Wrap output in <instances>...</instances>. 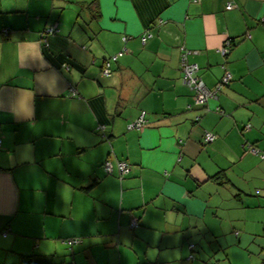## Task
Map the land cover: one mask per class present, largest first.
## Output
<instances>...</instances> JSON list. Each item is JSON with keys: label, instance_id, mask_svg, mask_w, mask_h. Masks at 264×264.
<instances>
[{"label": "crops", "instance_id": "obj_1", "mask_svg": "<svg viewBox=\"0 0 264 264\" xmlns=\"http://www.w3.org/2000/svg\"><path fill=\"white\" fill-rule=\"evenodd\" d=\"M2 29L0 264L261 263L264 0H0ZM182 50L208 89L230 74L203 105Z\"/></svg>", "mask_w": 264, "mask_h": 264}, {"label": "built area", "instance_id": "obj_2", "mask_svg": "<svg viewBox=\"0 0 264 264\" xmlns=\"http://www.w3.org/2000/svg\"><path fill=\"white\" fill-rule=\"evenodd\" d=\"M230 8V4L227 6ZM56 32V26H52L50 28H47L43 31L42 34V39H45V36L47 34H52ZM8 34V31L6 29H2L0 31V35L3 37H6ZM151 37V35L148 33L144 37L140 39L142 43L146 42ZM125 40V39H124ZM123 40V41H124ZM227 46L228 42L226 41L224 43V46L219 50L220 54L222 56H225L227 54ZM126 50L125 48H122L119 52L116 54H113L105 60L103 67L100 70V74L102 76H109L111 73V67L112 64L118 61L119 58H121L125 54ZM186 56V51L182 50L181 55H180V71H181V78H182V83L187 86L192 92H193V98L194 102L197 105H203L207 100L215 98L216 94L228 83L230 82V75L227 71H224L222 74L220 80L216 83L213 89H208L201 78L198 76V66L192 63H188L185 59ZM145 123L144 116L141 114L134 122L129 123L127 125V130H133V129H140ZM103 127L100 126L99 129H102ZM248 128V126H247ZM215 136L207 132L204 135L203 138V143H210L214 140ZM246 150L251 153V154H257L258 150L251 147V146H246ZM102 168L106 174H112L114 169H116L118 179H123L125 176H127L130 173V167L129 165L124 162V161H116L115 163L110 162L109 160H106L102 164ZM137 226V221L132 220L130 223V228H135ZM64 244H75L77 243L76 239H65L63 241Z\"/></svg>", "mask_w": 264, "mask_h": 264}, {"label": "trees", "instance_id": "obj_3", "mask_svg": "<svg viewBox=\"0 0 264 264\" xmlns=\"http://www.w3.org/2000/svg\"><path fill=\"white\" fill-rule=\"evenodd\" d=\"M227 42H228V46H227V54H226L225 56L228 55V53H229V48H230L231 45H232V42H230L229 40H228ZM225 56H224V57H225ZM108 58H109V57H108ZM106 60H107V59H106ZM104 62H105V61H104ZM229 75H230V74H229ZM230 81H231V77H230ZM229 83H230V82H229ZM229 83H228V85H229ZM215 85H216V84H215ZM228 85H226L225 87H227ZM223 88H224V87H223ZM223 88H222V89H223ZM222 89H221V90H222ZM221 90H220V91H221ZM220 91H219V92H220ZM216 111H218V109H217ZM99 127H100V126H98V128H97L98 130H102V129H103V128H102V129H99ZM248 127H249V126H248ZM245 129H246V130L248 129L247 126H245ZM206 133H207V132H206ZM204 135H205V134H204ZM203 138H204V136H203ZM202 142H203V141H202ZM204 144H208V143H204ZM246 146H248V145H245V146H244L245 150H246ZM249 146L255 148L253 145H249ZM255 149H256V148H255ZM257 150H258V149H257ZM246 151H247V150H246ZM247 152H248V151H247ZM248 153H249V152H248ZM250 154H251V153H250ZM254 155H256V156L258 155V156H260L261 158L263 157V156L260 154L259 151H258L257 154H254ZM214 179H216V177H215ZM191 247H192V246H190V248H191ZM26 261H27V260H26L25 258H22V259L20 260L19 263H20V264L27 263ZM260 264H264V259L261 261Z\"/></svg>", "mask_w": 264, "mask_h": 264}, {"label": "clouds", "instance_id": "obj_4", "mask_svg": "<svg viewBox=\"0 0 264 264\" xmlns=\"http://www.w3.org/2000/svg\"><path fill=\"white\" fill-rule=\"evenodd\" d=\"M34 115V109L33 110H30L28 113H27V117L26 118H31L32 116ZM26 150H29L31 149V145H25L24 146ZM30 159V157L27 155V151L23 152L20 154V160L23 161V160H28ZM67 245V251H72L74 250V247L73 245L71 244H66Z\"/></svg>", "mask_w": 264, "mask_h": 264}, {"label": "rangeland", "instance_id": "obj_5", "mask_svg": "<svg viewBox=\"0 0 264 264\" xmlns=\"http://www.w3.org/2000/svg\"><path fill=\"white\" fill-rule=\"evenodd\" d=\"M262 242H263V239L258 240V241L255 243V249L257 248V250L260 251L259 246H263V245H262ZM250 248H253V246H250ZM263 248H264V247H263Z\"/></svg>", "mask_w": 264, "mask_h": 264}]
</instances>
